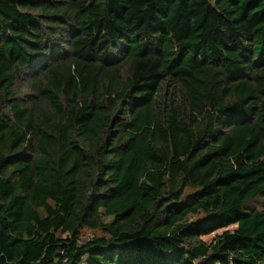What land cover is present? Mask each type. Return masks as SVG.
<instances>
[{"label": "trees", "instance_id": "16d2710c", "mask_svg": "<svg viewBox=\"0 0 264 264\" xmlns=\"http://www.w3.org/2000/svg\"><path fill=\"white\" fill-rule=\"evenodd\" d=\"M0 264H264V0H0Z\"/></svg>", "mask_w": 264, "mask_h": 264}, {"label": "rangeland", "instance_id": "374dc122", "mask_svg": "<svg viewBox=\"0 0 264 264\" xmlns=\"http://www.w3.org/2000/svg\"><path fill=\"white\" fill-rule=\"evenodd\" d=\"M260 204L259 203H257V205L256 206H259Z\"/></svg>", "mask_w": 264, "mask_h": 264}]
</instances>
